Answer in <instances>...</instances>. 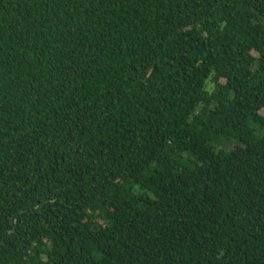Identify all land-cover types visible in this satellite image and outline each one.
Segmentation results:
<instances>
[{"label":"trees","instance_id":"1","mask_svg":"<svg viewBox=\"0 0 264 264\" xmlns=\"http://www.w3.org/2000/svg\"><path fill=\"white\" fill-rule=\"evenodd\" d=\"M0 264H264V0H0Z\"/></svg>","mask_w":264,"mask_h":264}]
</instances>
